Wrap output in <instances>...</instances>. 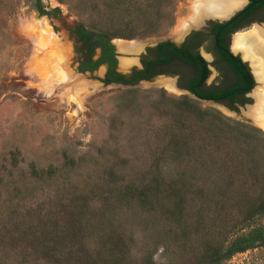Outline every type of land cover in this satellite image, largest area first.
<instances>
[{"label": "rangeland", "instance_id": "374dc122", "mask_svg": "<svg viewBox=\"0 0 264 264\" xmlns=\"http://www.w3.org/2000/svg\"><path fill=\"white\" fill-rule=\"evenodd\" d=\"M202 2L204 0H175L171 6V21L154 33L111 37L115 68L133 63L137 66L138 51L144 44L152 45L153 40L170 38L178 43L180 39L179 35H174L175 31L192 18L194 7ZM40 3L44 9L56 8L57 13L66 14L68 23L77 21L93 30L91 23L98 22L82 0H40ZM29 21L37 26L29 28ZM39 21L46 22L47 31H43ZM254 26L262 30L264 24H252L230 34L229 48L233 53L238 52L245 58L243 52L233 48L234 37ZM66 34L59 20L51 14L37 12L34 0H0V177L4 180L0 183V264H48L40 257L38 249L29 244L30 236L11 243L3 237L4 229L12 232L31 219L45 220L47 227L54 222L58 228H64L66 213L62 207L77 204L76 200L69 203V199L74 190L80 189L92 192H88L86 200L91 214L107 216L129 234L127 260L138 263L145 247H149L153 264H186L189 252L178 251L170 244L165 247L173 220L129 201L115 200L109 194L118 184L129 179L138 182L149 174L150 158L157 153L166 128L177 116L174 109L164 107L166 98L161 97L160 92L168 96L185 95L200 107L252 124L263 133L264 127L255 122L253 112L245 107L229 109L221 103L198 99L175 86L170 90L157 83L167 77L154 75L148 81L127 86L104 83L103 63L92 70L78 72L72 60L71 40ZM33 40L39 41L36 48ZM120 40L143 44L138 50H125L118 47ZM198 51L209 63L206 49L200 45ZM125 59L134 61L123 66ZM248 64L252 65L250 60ZM209 67L207 80L214 73L210 63ZM76 75L84 80L78 86L69 83ZM64 153L76 161L73 166L63 165ZM29 161L37 167L51 163L56 167V176L31 182L32 194L12 197L8 189L16 183L9 180L26 174ZM158 170L164 181H168L175 165L171 160H162ZM203 174L199 173L200 179ZM203 182L199 181L200 185ZM17 184L23 185V182ZM185 200L182 220L188 222L189 219L192 223L199 219L209 225L210 203L206 202V206L198 197L194 201L189 197ZM87 223L89 226L84 221L80 224V237L83 244L92 249L97 244L98 224ZM191 239L194 243L199 241L193 235ZM219 264H264V245L235 252Z\"/></svg>", "mask_w": 264, "mask_h": 264}, {"label": "trees", "instance_id": "16d2710c", "mask_svg": "<svg viewBox=\"0 0 264 264\" xmlns=\"http://www.w3.org/2000/svg\"><path fill=\"white\" fill-rule=\"evenodd\" d=\"M82 2L98 22L91 23L95 27L93 30L80 23L81 32L90 43V53L93 54L95 47H99L100 51L95 59L89 56L80 70H92L106 63L107 70L102 78L104 83L132 84L138 79H148L145 73L115 70L114 46L110 39L113 36L154 33L171 21V6L175 0ZM34 7L39 14L55 13L44 9L40 0H34ZM52 10L57 12L56 8ZM160 45L173 47L188 63L197 66V75L188 82L190 88L206 75V62L196 51L177 48L169 41L160 42ZM231 62L240 71L237 63ZM160 94L166 98L164 107H170L177 113L174 123L166 128L157 153L150 158L149 174L138 182L129 179L118 184L115 190L109 191L110 196L173 220L174 226L168 229L165 247L170 244L178 251L189 252L186 264H219L235 252L264 245V133L252 124L200 107L185 95L168 96L163 91ZM162 160H171L175 165L168 181H164L158 170V163ZM74 162L64 153L63 165L73 166ZM27 170L26 174H20V180H9V183H16L8 189L12 197L32 194L31 182L56 176V167L51 163L37 167L29 161ZM199 173H204L201 179ZM3 181L0 177L1 184ZM19 181L23 185H18ZM199 181H204V184L200 185ZM73 192L69 203L74 200L78 203L62 207L66 213L64 228H58L54 222L47 227L45 220L31 219V222L22 223L12 232L4 229L3 237L13 243L21 238L27 240L30 236L29 244L38 249L40 257L48 264H133L126 256L129 234L107 216L89 212L86 200L91 190ZM187 197L193 201L198 197L202 203H210L209 225L199 219L192 223L189 219L188 222L182 220L181 211L187 204ZM86 215L90 216L86 218ZM83 221L87 226L88 221L98 224L97 244L92 249L84 245L80 237ZM191 235L199 241L192 242ZM150 250L145 247V252L135 264H153Z\"/></svg>", "mask_w": 264, "mask_h": 264}, {"label": "flooded vegetation", "instance_id": "af4514ba", "mask_svg": "<svg viewBox=\"0 0 264 264\" xmlns=\"http://www.w3.org/2000/svg\"><path fill=\"white\" fill-rule=\"evenodd\" d=\"M49 12H55L50 14L60 21V24L67 32L66 36L71 40L72 44V60L76 63L74 69L76 71H81L80 66L87 61L89 56L92 59L98 56L100 51L99 47H95L93 54H91L89 47L90 43H88V39L83 36L80 23L71 21L70 23L64 24L60 18H57V14L59 13L54 10ZM263 22L264 0L254 3L221 28L219 27L222 22L219 21L216 16L207 17L203 24L195 29L189 30L178 43L170 38H166L157 41L153 45H145L143 49L139 50L137 53L136 60L138 65L136 66L134 63L131 69L126 73H131L133 71L136 73H145L148 76L147 78H152L157 74L170 75L174 77V84L178 87L195 92L204 96V98L212 99L229 109L245 107L253 112V114L259 115L262 110H264V74L256 75L253 66L248 64V60L250 59L242 58L238 52L233 53L230 50L229 38L230 34L238 29L250 26L254 23L263 25ZM262 31L264 33V27ZM163 41H169L177 48L181 47L187 51H196L199 55L198 46H203L210 57L209 63L213 67V75L207 80L210 72L209 63L200 55L206 62L207 72L200 81L194 83L190 88L188 82L197 75V66L188 63V61L181 57L173 47L169 45L158 46V44ZM96 50H98V54L94 56ZM231 61L237 63L240 71ZM103 64L105 65L104 77L107 64ZM166 79L170 78L167 77ZM254 120L264 127V122L261 123V121L255 117Z\"/></svg>", "mask_w": 264, "mask_h": 264}, {"label": "bare ground", "instance_id": "6f19581e", "mask_svg": "<svg viewBox=\"0 0 264 264\" xmlns=\"http://www.w3.org/2000/svg\"><path fill=\"white\" fill-rule=\"evenodd\" d=\"M240 2L241 0H204V2L200 3L197 7H194L195 9L192 18L188 22L181 24V26L175 31L174 35L177 37L179 35L180 38L188 28L198 25L203 18L225 15L229 10L238 6ZM36 26L37 25L30 23L29 21V28H34ZM39 26L43 28V31H47L48 29L47 24L44 21H39ZM38 43V40H33L35 48L38 46ZM117 44L120 49L138 50L143 43L135 41L124 42L120 40ZM233 48L241 50L244 57L250 59L256 75L264 74V35L260 27L254 26V28L247 34L235 35ZM132 61L134 60H122L121 65H127ZM41 79L44 81V78L41 77ZM43 81L40 83L43 84ZM82 81H84L82 76L76 75L70 79L69 83L78 86L80 83L82 84ZM157 83L162 84L170 90L174 88L173 81L170 79H162ZM253 115L255 118H258L261 123L264 122V110H262L259 115Z\"/></svg>", "mask_w": 264, "mask_h": 264}, {"label": "water", "instance_id": "95a60500", "mask_svg": "<svg viewBox=\"0 0 264 264\" xmlns=\"http://www.w3.org/2000/svg\"><path fill=\"white\" fill-rule=\"evenodd\" d=\"M259 1H262V0H241V2H240V4L238 5V6H236V8L234 7V9L232 8L231 10H229L225 15H222V16H216L217 18H218V20L219 21H221L222 22V24L220 25V27L219 28H221L222 26H224V25H226V24H228L231 20H233L235 17H237L240 13H242L243 11H245L248 7H250L251 5H253L254 3H256V2H259ZM57 18H60L61 20H62V22L64 23V24H66V23H68L67 22V18H66V14H62V13H59V14H57ZM204 18L199 22V24L198 25H196V26H191L190 28H188L181 36H180V40L179 41H181L182 40V38L184 37V35L189 31V30H191V29H195V28H197L198 26H200L201 24H203L204 23ZM74 23H77V21H75ZM254 24H258V23H254ZM163 39H166V38H159V39H156V40H153V44L154 43H156L157 41H159V40H163ZM152 41V40H151ZM174 41V40H173ZM175 42V41H174ZM152 44V45H153ZM145 45H149V44H144L142 47H141V49H143V47L145 46ZM219 48H221L220 46H218ZM140 49V50H141ZM139 52V51H138ZM228 53V52H227ZM96 55L98 54V50H96V53H95ZM229 54V53H228ZM200 55L201 56H203L201 53H200ZM204 57V56H203ZM236 58V57H235ZM136 63H137V60H136ZM134 65V63L133 64H131L130 66H128V67H120L119 69H117V68H115V70H117V71H119V72H121V73H126V72H128L129 70H130V68L132 67ZM78 72H81V71H78ZM155 76H161V77H168V78H170V79H172L173 80V84H174V77H172V76H170V75H165V74H157V75H155ZM148 81L149 79H139V80H137L136 82H139V81ZM135 82V83H136ZM113 83H120V82H113ZM135 83H132V84H125V83H121V84H125V85H127V86H132V85H134ZM174 86H175V88H177V89H182V90H185L186 92H187V94H189V95H192V96H195L196 98H198V99H201V100H204V101H207V102H212V103H215V104H218L217 102H215V101H213L212 99H208V98H204V97H200V96H197V95H195L194 94V92H191V91H189V90H187V89H185V88H182V87H178V86H176L175 84H174ZM227 110H229V109H227Z\"/></svg>", "mask_w": 264, "mask_h": 264}]
</instances>
